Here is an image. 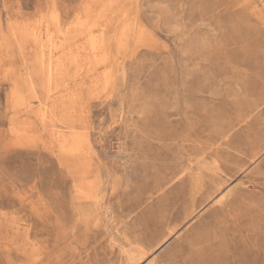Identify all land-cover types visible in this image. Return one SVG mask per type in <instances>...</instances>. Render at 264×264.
<instances>
[{"label":"rangeland","instance_id":"374dc122","mask_svg":"<svg viewBox=\"0 0 264 264\" xmlns=\"http://www.w3.org/2000/svg\"><path fill=\"white\" fill-rule=\"evenodd\" d=\"M0 264H264V0H0Z\"/></svg>","mask_w":264,"mask_h":264},{"label":"bare ground","instance_id":"6f19581e","mask_svg":"<svg viewBox=\"0 0 264 264\" xmlns=\"http://www.w3.org/2000/svg\"><path fill=\"white\" fill-rule=\"evenodd\" d=\"M196 185H197V184H196ZM196 185H195V186H196ZM198 186H199V185H198ZM195 192H196V191H195ZM189 196H190V195H189ZM185 201H186V199H185ZM188 203H189V202H188ZM184 204H185V203H184ZM182 205H183V204H181V206H182ZM189 205H190V204H189ZM174 208H175V207H174Z\"/></svg>","mask_w":264,"mask_h":264}]
</instances>
